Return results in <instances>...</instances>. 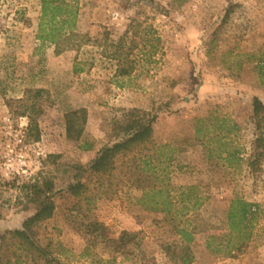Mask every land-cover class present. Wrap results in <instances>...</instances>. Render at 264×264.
Listing matches in <instances>:
<instances>
[{"label": "rangeland", "instance_id": "obj_1", "mask_svg": "<svg viewBox=\"0 0 264 264\" xmlns=\"http://www.w3.org/2000/svg\"><path fill=\"white\" fill-rule=\"evenodd\" d=\"M55 1L71 5L46 17L47 29L60 30L58 49L37 39L41 0H0V238L22 230L36 212L24 208L20 188L46 177L54 181L56 211L34 238L51 244L64 264H98L96 256L171 264L158 256L160 216L138 204L142 190L155 187L178 204L185 200L187 216L220 235L234 198L255 205L243 248L210 252L207 235H197L193 264H264V128L253 112L254 99L264 105V0ZM66 10L76 17L61 23ZM125 33L135 65L130 78H116L109 45ZM76 111L86 118L79 141L66 133V116ZM215 119L236 125L230 139L197 142L195 129L212 131ZM143 120L152 129L149 143L115 157L111 172L89 171L100 150L132 136L125 124ZM234 150L240 161L227 159ZM76 182L87 186L81 199L66 194ZM89 222L103 224L112 238L127 232L133 239L123 250L98 245L80 257L89 239L80 225ZM9 246L0 249V264H13Z\"/></svg>", "mask_w": 264, "mask_h": 264}, {"label": "trees", "instance_id": "obj_2", "mask_svg": "<svg viewBox=\"0 0 264 264\" xmlns=\"http://www.w3.org/2000/svg\"><path fill=\"white\" fill-rule=\"evenodd\" d=\"M63 5L57 4L55 0H41L42 15L37 39L42 43L48 42L53 44L57 49L60 46V36L57 35V32H60V30L58 28L47 29L46 17L50 16L52 20L55 19L56 14L61 11ZM64 7L70 9L71 5L65 4ZM66 15L67 18L61 20V23H70L76 17L72 10H66ZM127 37L128 33H125L117 42H110L109 45V47L113 48L112 53L109 54V58L115 60L117 63L116 78H130L134 69L135 62L130 61V53L125 50ZM106 40L108 41L109 38L105 37ZM41 92L37 91L36 94L40 96ZM82 112H71L66 116V133L67 138L70 140L79 141L81 139L86 123V118ZM253 112L254 116L258 119V126L264 128V105L258 99H254ZM215 120L217 121L213 123L214 129L212 131L203 134L204 128L199 127L195 129L194 138L197 142H203L206 139L208 144L213 141L219 144L220 141L230 139V136L236 129V125L230 126L224 119ZM122 129L126 134L133 133L132 136H129L123 142L100 150L96 158L90 163L89 171L91 173L103 175L111 172L115 157L128 154L139 146H142L145 142L149 143L151 140V126L146 125L144 120L138 122L130 121ZM29 131H35L38 138L39 129L32 118H30L29 122ZM223 131L226 132L222 134ZM227 143L231 142L223 143L222 146H228ZM256 143L260 144L261 140H257ZM239 152L238 150L230 152L227 159L232 158L233 160L240 161ZM49 158L56 159L54 156H49ZM147 164V160L143 161L144 166ZM249 166L253 171L258 170V159L257 161L254 159L250 160ZM79 169L82 170L78 167ZM20 190L24 194V208L31 205L35 206L36 212L24 222L22 230L11 231L8 233V236L0 238V249L9 245L10 248L14 249L13 264H64L59 256L55 255L51 250V244L41 246L34 238V230L43 222L51 219L55 214L56 205L54 197L56 195V188L54 181L46 177L41 180L34 179L32 182L24 184ZM189 191L191 190L189 189ZM66 192L73 199H81L87 192V186L82 182H76L75 184H69ZM185 193L181 194V199L186 197ZM184 202L185 200H182L178 204V201H174L165 188L149 187L142 190V196L138 199V204L145 211L155 212L160 216L159 220L154 221L156 228L159 230L158 239L161 241L158 256H163L171 264H193L196 259L193 245L197 235H207L205 247L210 252L221 253V251L240 250L243 248L251 234V223L258 213L255 205L246 202L242 198H234L226 215V234L224 232L220 235L211 233V231L216 229L215 226L203 223V220L199 217L194 216L192 218V214L191 216H187L191 212V207L186 206ZM195 205H192L193 208H195ZM73 209L81 213L80 206L75 205ZM80 227L86 237H89L87 247L80 256L86 259L92 256V250L98 245H101L105 249L111 245L115 251H118L127 248V244L133 239L127 232L123 233L118 239L112 238L107 233L108 229L98 222L82 223ZM96 257L98 264H116L117 262Z\"/></svg>", "mask_w": 264, "mask_h": 264}]
</instances>
